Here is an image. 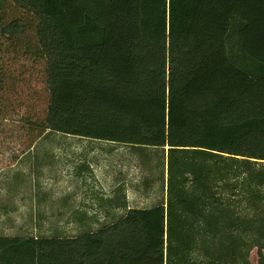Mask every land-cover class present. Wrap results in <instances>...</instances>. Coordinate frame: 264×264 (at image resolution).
I'll use <instances>...</instances> for the list:
<instances>
[{
    "label": "trees",
    "instance_id": "1",
    "mask_svg": "<svg viewBox=\"0 0 264 264\" xmlns=\"http://www.w3.org/2000/svg\"><path fill=\"white\" fill-rule=\"evenodd\" d=\"M5 1L38 19L49 132L161 149L166 172L150 207L118 185L96 228L1 233L0 264H264V0Z\"/></svg>",
    "mask_w": 264,
    "mask_h": 264
},
{
    "label": "rangeland",
    "instance_id": "2",
    "mask_svg": "<svg viewBox=\"0 0 264 264\" xmlns=\"http://www.w3.org/2000/svg\"><path fill=\"white\" fill-rule=\"evenodd\" d=\"M12 22L21 29L10 37L2 29ZM37 25L33 14L11 1L0 4V190L9 187L10 191L0 194V207L9 208L6 217L0 218V234L17 235L25 229L46 234L42 229L48 226L76 235L83 228L68 223V216L82 206L90 215H98V222L91 223L96 228L123 212L109 203L120 184L126 188L130 206L154 205L165 188L162 180L148 186L146 179L166 172L161 149H153L149 159L143 160L128 145L49 132L50 93ZM81 161H88L93 170L87 171L80 187L85 191L73 193L81 183L71 174V166ZM33 212L44 215V221L32 220ZM250 259L261 264L257 248Z\"/></svg>",
    "mask_w": 264,
    "mask_h": 264
},
{
    "label": "crops",
    "instance_id": "3",
    "mask_svg": "<svg viewBox=\"0 0 264 264\" xmlns=\"http://www.w3.org/2000/svg\"><path fill=\"white\" fill-rule=\"evenodd\" d=\"M81 164H83V161H81V163H76V165L75 166H71V170H72V172H71V174H73V177H74V179L77 181V183L79 182V183H81V184H79V185H76V186H74V188L72 189V192L73 193H81V192H84L85 191V188L84 187H82V188H80L81 187V185L84 183V181H85V179H86V177H87V171H92V170H88L87 168H83V167H81L82 165ZM92 167L90 166V169H91ZM79 180H81V181H79ZM77 186H79L78 188H77ZM19 190H22V188H20ZM10 191H9V187L7 188V189H4V191L3 190H0V194H8ZM18 192V191H17ZM16 192V193H17ZM128 201H129V199H128ZM129 204V203H128ZM130 206V205H129ZM130 207H134V206H130ZM138 207H140V206H138ZM9 210V208H8V206L6 205V206H1L0 207V218H4V217H6L5 215H7L8 214V211ZM86 211V209H84V207L82 206V207H77L76 209H74L73 210V212L68 216V223H71V224H74L75 226H78V227H80V228H83V225L82 224H80V223H77L76 221H74V219H73V213L74 212H76V211ZM37 212V211H36ZM36 212H33L32 213V215H30V218L33 220H37V219H39V222H42V221H44V215H41V213H40V215H37L36 214ZM97 217H98V215H97ZM98 219V218H97ZM49 220V219H48ZM98 221V220H97ZM106 221H102L100 224H102V223H105ZM49 223H52V222H49ZM68 223H66V224H68ZM57 224H54L53 225V227L54 226H56ZM49 227H50V225H49ZM52 229V231H56V230H53V228L51 227L50 229L48 228V226H46L45 227V229H42L43 231H45L46 232V234H50V231L49 230H51ZM52 231H51V233H52ZM82 231V230H81ZM42 234H45V233H42Z\"/></svg>",
    "mask_w": 264,
    "mask_h": 264
}]
</instances>
